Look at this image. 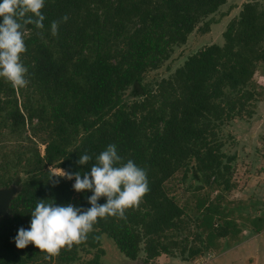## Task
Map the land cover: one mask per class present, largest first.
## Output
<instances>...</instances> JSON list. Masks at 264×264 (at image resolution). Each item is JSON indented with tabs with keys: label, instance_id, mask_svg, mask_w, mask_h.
<instances>
[{
	"label": "trees",
	"instance_id": "1",
	"mask_svg": "<svg viewBox=\"0 0 264 264\" xmlns=\"http://www.w3.org/2000/svg\"><path fill=\"white\" fill-rule=\"evenodd\" d=\"M226 2L45 0L43 30L28 25L24 33L29 84L16 89L0 78V188L17 187L0 216V264H73L79 250H95L87 264H99L103 234L130 260L165 254L190 261L219 249L220 240H235L244 220L254 232L264 228V214L250 219L246 202L226 208L199 197L188 214L165 186L178 172L191 179L187 187L196 183L194 190L229 186L235 154L223 151L218 133L251 116L246 108L256 95L249 85L264 64V3L245 2L223 30L222 44H205L169 77L144 81L201 22L207 32V17ZM65 15L53 36L51 23ZM129 89L136 95L130 101ZM11 136L23 140L19 148H5ZM109 144L123 162L131 159L147 172L150 190L139 207L124 219H99L84 243L50 260L31 244L17 249V233L30 228L38 201L91 207V191L77 193L74 178L55 176L51 168L90 173ZM84 154L92 159L82 166Z\"/></svg>",
	"mask_w": 264,
	"mask_h": 264
},
{
	"label": "clouds",
	"instance_id": "2",
	"mask_svg": "<svg viewBox=\"0 0 264 264\" xmlns=\"http://www.w3.org/2000/svg\"><path fill=\"white\" fill-rule=\"evenodd\" d=\"M44 6L45 0H0V78L13 88L23 89L29 84L28 68L23 62L27 51L24 33L28 25L43 30ZM67 20L65 15L61 21L51 23L53 36L58 34L59 24ZM91 159L84 154L78 163L84 166ZM55 176L74 178L73 189L77 193L91 191L88 199L91 207L82 211L71 204L54 206L52 201L37 202L31 212L30 228L19 229L15 244L21 250L33 245L45 254V260L58 257L62 249L70 251L74 245L84 243L99 219L126 218L127 210L138 208L150 190L146 170L131 159L123 162L115 144H109L96 157L90 173L68 174L60 170ZM102 197L106 203L98 204Z\"/></svg>",
	"mask_w": 264,
	"mask_h": 264
},
{
	"label": "rangeland",
	"instance_id": "3",
	"mask_svg": "<svg viewBox=\"0 0 264 264\" xmlns=\"http://www.w3.org/2000/svg\"><path fill=\"white\" fill-rule=\"evenodd\" d=\"M248 1H257L261 4L264 3V0H227L217 12L207 17L206 22H208L209 27L207 32H203L202 29H200L205 26V21L201 22L198 25L199 28H195L194 31L189 34L185 44L174 48V52L167 61H165L159 68L149 70L146 73L144 81L154 83L162 77H169L177 67L183 64L187 56L205 44H222V32L227 23L238 15L243 4ZM263 66L264 64H262V71L260 70L261 66L256 69L249 85L251 90L255 91L256 95L254 102L252 101V103L246 108V111H251V116L235 118L229 123L224 124L218 133L219 137L222 138L224 142L222 148L223 151L229 155L235 154V159L231 162L232 169L229 172V186L226 187L225 184H220L215 188L213 186H204L203 189L194 190L193 186L196 183H192V187H187L192 181L190 178L183 179L181 172L176 173L165 183L168 193L173 195L175 200L188 210V214L192 212L194 204L199 197H208L212 201L220 202L222 206L224 205L226 208L242 206L241 204L246 202V207L249 210L247 213L250 219L255 215L264 214ZM134 94L135 93H133L132 89H129L125 93L124 98L130 101L136 96ZM26 134H29V132L27 131ZM22 143L23 140L20 141L18 139V141H15V136L5 138V141L3 142V144L6 145L5 148L8 146L7 149L11 147L19 148ZM38 145L43 153L44 145L41 143H38ZM59 169L60 168H51V170L57 174L62 170ZM1 189L5 190L6 197L9 199L12 195L16 194L17 187L11 185ZM232 217L234 218V213L232 214ZM236 217L241 219L245 216L240 218L239 214V217ZM244 221V224L248 225V222L246 220ZM240 224L242 225L243 223ZM241 233L242 235L246 234L247 236L250 234L249 232H246L245 229ZM188 238H191L190 234H188ZM238 238L241 239L242 237L239 235L236 239L239 240ZM232 241H234V238L224 239L218 242L220 243V247H222L224 245H230ZM101 248L104 252L99 256V264H131V261L118 250L113 240L105 234L102 236ZM95 252V250H79L78 258L73 264H87L92 260ZM155 259L154 261H150L151 264H193L191 260L190 263H181L178 257H170L165 254H162L159 258L157 257ZM140 262L143 263L141 259L136 260V263ZM200 263L207 264L205 259Z\"/></svg>",
	"mask_w": 264,
	"mask_h": 264
},
{
	"label": "crops",
	"instance_id": "4",
	"mask_svg": "<svg viewBox=\"0 0 264 264\" xmlns=\"http://www.w3.org/2000/svg\"><path fill=\"white\" fill-rule=\"evenodd\" d=\"M260 66L262 71V64ZM244 229L250 233L249 236L242 235L241 232ZM243 230L239 234L241 239H235L230 245H224L217 250L208 252L205 256L201 255L191 260L192 263L201 264L200 262L205 259L207 264H264V228L259 232H254L250 226L244 225ZM180 262L190 263V261L181 259Z\"/></svg>",
	"mask_w": 264,
	"mask_h": 264
},
{
	"label": "water",
	"instance_id": "5",
	"mask_svg": "<svg viewBox=\"0 0 264 264\" xmlns=\"http://www.w3.org/2000/svg\"><path fill=\"white\" fill-rule=\"evenodd\" d=\"M5 190H2L0 188V216H5L8 213V203L11 196L9 199L6 197ZM8 199V200H7ZM131 264H150V262H143V263H136V260L131 262Z\"/></svg>",
	"mask_w": 264,
	"mask_h": 264
}]
</instances>
